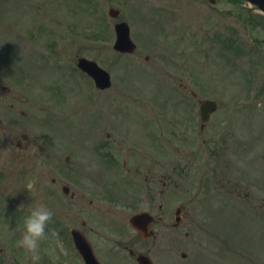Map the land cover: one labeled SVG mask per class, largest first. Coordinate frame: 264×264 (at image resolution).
<instances>
[{"label": "rangeland", "instance_id": "rangeland-1", "mask_svg": "<svg viewBox=\"0 0 264 264\" xmlns=\"http://www.w3.org/2000/svg\"><path fill=\"white\" fill-rule=\"evenodd\" d=\"M205 1L208 0H90V3L86 0H0V116L4 120L0 129V210L4 212L0 215V264H31L23 250L16 246L20 231L17 232L12 226L11 215L8 214L13 210L6 209L5 203V198L17 196L22 191V183L18 184L22 173L17 170L22 171L23 168L18 163L13 142L8 139L10 131H24L21 124L17 127L14 125L15 120H10V107L16 103L17 108L13 110L15 116L23 117L22 112H32L35 103L37 113L42 114L44 108L48 107L54 110L57 117L62 118L65 112L63 109L55 110L57 98L52 96L57 90H62L68 103L67 108L74 112L70 130L82 131L86 146L91 141L92 131H147L154 137L161 135L162 131H173L170 135L165 132L163 140H159L165 146L164 162L170 171L185 164L191 166L189 163L194 158L193 154L197 160L206 158L205 150L197 147L198 139H206L213 144L222 134H225L223 140L230 139L234 141V145L239 143L242 152L240 154L241 149L236 147H227L233 150L230 152L232 156H223L225 146H221L218 149L219 161L232 157L244 168L248 155L252 152L248 155L247 153L254 148L252 144H256V156L260 157L261 154L264 158V67H252L248 64V57L243 63L239 59L238 64H235L236 68L231 70L229 66L224 67L227 64L226 59L216 60L213 56L210 61L200 49L197 53L193 52L198 47V41H205L211 27L217 26V21L227 23L228 34H234L233 30L241 27L236 12H233L237 10L234 9L235 5H219L213 12ZM112 7L122 8L126 21L132 27V36H136L140 44L133 55L121 56L113 49L115 21L109 15ZM220 9L223 13L218 12ZM226 11L227 15L224 14ZM40 23L42 29L37 31ZM23 34V38L28 36L35 39L36 43L31 46L29 42V47H25V43L21 42L19 46L22 50H18L15 48L18 43L16 37ZM251 38L252 35L245 34V40L249 43ZM54 39L59 49L55 54L50 51V44H54ZM7 42L9 46H6ZM216 52L215 56L219 57L220 52ZM192 54L194 65L190 61ZM77 56L95 60L104 67L112 76L111 88L96 90L93 81L76 69L74 64ZM197 58L200 59L199 64L195 63ZM26 63L29 68L25 67ZM20 66L24 68H19ZM242 72L247 74L243 77ZM18 79L23 81L25 94L21 90H14ZM180 85H188L189 90H183ZM205 85L212 86L206 89ZM5 86L9 87V93L3 89ZM192 89L198 93L199 98H212L220 103L219 111L201 130H197L192 116L188 115V105L195 104L191 95ZM17 93L24 96L20 103ZM39 95L47 98H43L41 102L32 99ZM259 97L260 102L255 103ZM238 102L243 105L240 109H236ZM40 118L42 120L43 117ZM27 125L31 126L30 123ZM39 129L43 131L41 127ZM195 131L203 133L196 136ZM15 137L17 136L14 135L11 139ZM193 142L194 147L191 146ZM243 149H248L246 155ZM156 153L149 151L154 159L157 157ZM210 159L213 169H216L215 163L219 161L214 155ZM249 166L248 164L245 167V171ZM194 169L197 173L203 171L198 166ZM235 169L233 168L234 174L239 175ZM42 170V166L36 170V186L42 189V192L37 189L34 194L37 202L33 204L23 199L25 203L32 204L31 206L45 204L47 199V177ZM3 176L6 178L3 179ZM226 176L227 173L212 175L213 193L206 207H202L203 198L201 200L194 196L196 190L205 185L198 182L189 184L186 177L182 180H185L183 186L180 184L178 187H166L164 184H156L154 189L151 184V189L159 194L161 188L164 189V199L152 192L147 194L148 199L144 201L141 194L146 188L145 184L138 188L141 190L138 196L122 189L112 194L114 201L102 200L94 206H89L91 197H87L85 207L99 213L95 218L97 223L104 219L111 220L114 224L113 227L102 226V229L96 230L93 223H90L87 232L101 257L107 261L111 256L113 264V260L117 261L116 264H136L126 251V246L138 251L151 248L150 252L158 264H191L190 256H196L200 260L206 258L204 254L209 253L214 255V260L201 259L199 262L195 261V264H226L219 258L221 253L226 252L224 257L234 255L221 247L222 237L226 236L221 233L227 228L228 236H238L245 247L254 250L262 248V254L244 247L238 249L237 254L242 261L240 264H264V219L253 214L260 213L264 216V160L259 161L258 171L253 176L255 184L244 183L241 197H238L245 204H240V209L246 212L241 218L242 221L240 222L236 212L227 213L228 216H233L234 224H222L220 229L216 224L220 226L224 220L219 223L215 221L210 231L206 224L209 214L205 212L210 208L211 215L214 214L212 210L219 211L222 200L216 182L219 177L229 180ZM228 184L231 187L232 184ZM162 203L164 211L158 209ZM180 204L184 205L187 214L190 213L191 206L195 207V212L189 214L191 220L184 218V224L177 229L173 227V214ZM140 206L153 215H162L164 219L162 236L153 240L154 243L144 241L140 235L129 229L128 221L134 210ZM223 214L225 213L222 211L221 215ZM194 218L206 226V232L194 228ZM84 219L88 220V216L84 215ZM124 227L129 230L118 234ZM92 231L95 232L91 233ZM12 234L16 236L15 239L11 237ZM187 234L190 236L186 237ZM63 247L64 241L57 242L56 239L49 238L41 245L39 264H50L48 258H52ZM182 252L189 255V259L184 262L180 257Z\"/></svg>", "mask_w": 264, "mask_h": 264}, {"label": "flooded vegetation", "instance_id": "flooded-vegetation-1", "mask_svg": "<svg viewBox=\"0 0 264 264\" xmlns=\"http://www.w3.org/2000/svg\"><path fill=\"white\" fill-rule=\"evenodd\" d=\"M214 3V2H213ZM217 1H215V4ZM260 43V41H259ZM261 44V43H260ZM260 50H264L263 45L259 47ZM182 88H188L187 85H180ZM192 93V91H191ZM193 96H197L196 93H192ZM13 140L15 141L16 149L21 153L18 158L20 163L25 167L30 166L29 168L35 165V160L37 158L36 150L41 149L46 153V164H47V174L50 179V203L56 207L60 208L63 205L65 197L69 203V196L71 194V199L76 200L69 204L71 209L82 212V203L81 198L85 197L86 193L95 191V185L97 184L96 179L101 176V174H106L111 171H104L106 168L101 167L100 163L97 161H90L80 158L73 159L74 153L70 148L79 145L81 140L80 135H77L75 139L71 142L66 141L63 143L61 141V136L64 134L55 133V136L43 138L42 136L35 135L31 131H18ZM67 135V134H66ZM148 135V134H147ZM110 138L111 135L108 134ZM147 138V137H146ZM145 138L143 139V141ZM76 142V143H75ZM43 143V144H42ZM71 145V146H70ZM79 146L78 148H82ZM137 150V149H136ZM133 148L131 149V152ZM147 153V148L140 149L135 155L131 156L129 160H123V165L120 167H129L130 174H139L142 171L146 173V180L152 182H157L160 184H166L167 180L173 181V177L176 174L175 169L170 171L166 170L168 167L165 164L163 156L162 159L152 160L147 164L145 154ZM116 165V162H115ZM129 165V166H128ZM103 172V173H102ZM128 173V172H127ZM110 176V175H109ZM27 177V176H24ZM76 188L77 191H71V187ZM164 189L161 188L160 195L163 198ZM163 210V205H161Z\"/></svg>", "mask_w": 264, "mask_h": 264}, {"label": "clouds", "instance_id": "clouds-1", "mask_svg": "<svg viewBox=\"0 0 264 264\" xmlns=\"http://www.w3.org/2000/svg\"><path fill=\"white\" fill-rule=\"evenodd\" d=\"M25 208L21 205L18 210ZM54 217V211L47 205L38 203L27 208L23 218L17 248L23 250L31 264H39L41 260V245L49 239V225Z\"/></svg>", "mask_w": 264, "mask_h": 264}, {"label": "water", "instance_id": "water-1", "mask_svg": "<svg viewBox=\"0 0 264 264\" xmlns=\"http://www.w3.org/2000/svg\"><path fill=\"white\" fill-rule=\"evenodd\" d=\"M127 39H128V37L125 36L124 33H120V37H119V41H118L119 47L123 46L125 49H127L126 46H125ZM131 49H133V46L131 47ZM211 109L212 110L215 109L213 103H209L207 106L204 107L205 111H209Z\"/></svg>", "mask_w": 264, "mask_h": 264}]
</instances>
